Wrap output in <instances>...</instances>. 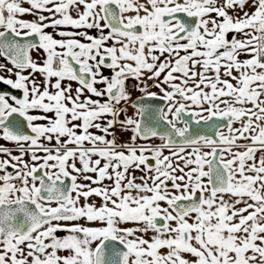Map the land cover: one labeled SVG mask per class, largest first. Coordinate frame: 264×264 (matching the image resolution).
I'll return each mask as SVG.
<instances>
[{"label": "snow or ice", "instance_id": "6c2138e0", "mask_svg": "<svg viewBox=\"0 0 264 264\" xmlns=\"http://www.w3.org/2000/svg\"><path fill=\"white\" fill-rule=\"evenodd\" d=\"M0 141V264H264V0H0Z\"/></svg>", "mask_w": 264, "mask_h": 264}, {"label": "flooded vegetation", "instance_id": "af4514ba", "mask_svg": "<svg viewBox=\"0 0 264 264\" xmlns=\"http://www.w3.org/2000/svg\"><path fill=\"white\" fill-rule=\"evenodd\" d=\"M25 19H31V17H25ZM131 109H129V115H131ZM122 138H124V139H126L127 137L125 136V137H122ZM4 142L3 141H0V144H3Z\"/></svg>", "mask_w": 264, "mask_h": 264}]
</instances>
